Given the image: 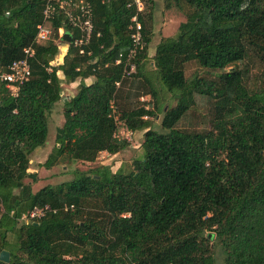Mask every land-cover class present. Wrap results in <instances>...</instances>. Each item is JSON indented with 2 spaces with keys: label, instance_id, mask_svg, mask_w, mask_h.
<instances>
[{
  "label": "trees",
  "instance_id": "trees-1",
  "mask_svg": "<svg viewBox=\"0 0 264 264\" xmlns=\"http://www.w3.org/2000/svg\"><path fill=\"white\" fill-rule=\"evenodd\" d=\"M83 1L94 30L80 54L58 34L78 36L62 12L46 22L50 40L37 42L48 0H0V72L33 50L16 96L0 83V252H9L8 264H264V0H164L165 12L184 21L160 39L149 65L173 106L157 100L146 76L153 0H140L142 12L130 0ZM135 15L143 49L127 76ZM59 44L67 50L55 66ZM191 62L220 74L187 78ZM77 81L76 93L62 96V85ZM137 81L148 86L152 107L113 112L111 102ZM196 97L212 101L210 128L176 129ZM59 102L64 122L43 168L95 164L102 152L128 148V132H143L140 155L115 172L96 164L33 192L30 156L46 145ZM159 114L152 129L144 118ZM46 206L41 219L19 220Z\"/></svg>",
  "mask_w": 264,
  "mask_h": 264
},
{
  "label": "rangeland",
  "instance_id": "rangeland-1",
  "mask_svg": "<svg viewBox=\"0 0 264 264\" xmlns=\"http://www.w3.org/2000/svg\"><path fill=\"white\" fill-rule=\"evenodd\" d=\"M154 9L148 19L147 24L152 30V40L148 48L147 55L149 56L148 65L146 67V76L149 78L151 83L154 84L157 93V100L167 104L168 106H173L175 104L174 100L170 95L164 90H160L155 80L154 72L152 71L151 65H149L152 56L154 55L155 48L159 43L161 38L169 37L175 34L178 25L184 21V17L180 12L173 9L171 12H165L164 0H153ZM61 47V55L56 56L55 60L51 63L52 65H59L63 60V52L67 48L66 44H59ZM66 52V51H65ZM185 73L187 78H191L193 75H198L200 77L215 80L220 72L210 71L198 66L196 63L191 62L185 66ZM61 77V74H59ZM77 83V82H76ZM77 91L76 85H62V96L72 97ZM147 98L145 101H141L140 98ZM151 94L149 92L148 86L143 83V81H137V83H131L129 88L123 95V100L116 103V113H122L123 111H130L141 107H152L151 102L148 101ZM148 101V102H147ZM149 104V105H148ZM211 107L212 101L207 100L202 97H196L195 105L189 110V112L181 119V121L176 125V129L186 131V132H202L210 128L211 123ZM162 114H159L155 119L146 117L144 120L151 122V128L159 130L160 121ZM64 122L62 114V102L57 103L48 115V139L44 147L38 148L30 156V164L28 172L34 173L37 176V181L32 183V191L36 192L47 185H58L62 182L69 181L73 178V170L85 171L96 164L107 165L111 167V170L115 172L122 164L130 163L133 158L139 156L141 153L140 144L142 142L143 132H135L129 137V147L121 151L116 155H109L108 153L102 152L99 154L95 164L76 162L69 164H59L51 169H45L42 164L47 159L50 154L52 147L54 145V138L56 129L59 128ZM30 179H26L25 183H30ZM206 235H211V233H206ZM211 238V237H210ZM218 262L221 263L220 257H218Z\"/></svg>",
  "mask_w": 264,
  "mask_h": 264
},
{
  "label": "built area",
  "instance_id": "built-area-1",
  "mask_svg": "<svg viewBox=\"0 0 264 264\" xmlns=\"http://www.w3.org/2000/svg\"><path fill=\"white\" fill-rule=\"evenodd\" d=\"M131 4H135L137 11H143V3L140 0H130ZM62 12L64 20L69 27L73 30H77L78 36L71 40V43L75 48L79 50L80 54H83L85 47L90 44L94 25H93V13L89 3L83 0H48L45 9L43 11V23L38 26L37 42L44 43L51 38L52 31L46 25V22L50 21L57 13ZM131 48L126 57L125 75L129 76L136 72L135 57L143 49L142 44V26L138 21L137 16H133L129 25ZM59 36L64 35L63 28L58 29ZM61 51V47H59ZM67 48L65 49V51ZM63 52V55L65 53ZM62 53V51H61ZM60 53V55H61ZM33 56V50L27 48L24 50V57L17 61H14L6 72H0V83L5 84L14 96H16L19 87L27 80L30 75V65L28 59ZM121 57V56H120ZM121 60H116V64H120ZM118 85V84H117ZM141 101H145L147 98H140ZM111 108L113 112L116 111V106L111 102ZM132 135L131 132L125 134L126 140ZM50 208L48 206L44 208H34L26 213L22 214L19 220L21 222H31L39 220Z\"/></svg>",
  "mask_w": 264,
  "mask_h": 264
},
{
  "label": "water",
  "instance_id": "water-1",
  "mask_svg": "<svg viewBox=\"0 0 264 264\" xmlns=\"http://www.w3.org/2000/svg\"><path fill=\"white\" fill-rule=\"evenodd\" d=\"M63 40L67 43H71L72 38L69 34H64ZM208 238H210V235H208ZM9 260H10L9 252L1 251L0 252V264H8Z\"/></svg>",
  "mask_w": 264,
  "mask_h": 264
},
{
  "label": "crops",
  "instance_id": "crops-1",
  "mask_svg": "<svg viewBox=\"0 0 264 264\" xmlns=\"http://www.w3.org/2000/svg\"><path fill=\"white\" fill-rule=\"evenodd\" d=\"M92 81H93L92 78H88V79L85 80V83H86L87 85H89V84L92 83ZM78 84H79V81H77V83L75 82V83H73V84H71V85H76V86L78 87Z\"/></svg>",
  "mask_w": 264,
  "mask_h": 264
}]
</instances>
